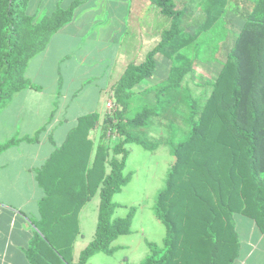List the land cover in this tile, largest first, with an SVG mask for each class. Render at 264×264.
Returning a JSON list of instances; mask_svg holds the SVG:
<instances>
[{
	"label": "trees",
	"instance_id": "16d2710c",
	"mask_svg": "<svg viewBox=\"0 0 264 264\" xmlns=\"http://www.w3.org/2000/svg\"><path fill=\"white\" fill-rule=\"evenodd\" d=\"M150 1L165 18L167 28L144 59L129 62L111 85L120 108L103 115L96 139L90 132L99 116L79 117L63 144L37 172L44 196L26 250L30 264H89L93 255H111L119 249L112 242L130 232L135 212L132 206L125 216L113 217L118 206L113 195L132 176L124 172L128 145L153 151L160 144L132 130L147 127L149 119L162 116L163 94L188 81L196 56L184 65L171 66L172 74L156 89L153 104L132 109L134 89L152 79L159 56L170 58L177 49L211 31L225 11L238 17L242 26L214 79L197 85L201 94L193 95L186 87L190 132L186 139L171 144L174 160L153 205L165 235L161 245L147 242L150 254L138 264H237L234 216L251 219L264 232V0H199L205 19L190 31L185 30L182 11L173 0ZM80 2L59 4L36 17L27 12L29 0H0V108L19 90L35 87L24 76L28 60L72 20ZM176 56L182 58L181 53ZM17 142L15 138L1 144L0 152ZM96 193L94 234L73 263L77 215Z\"/></svg>",
	"mask_w": 264,
	"mask_h": 264
},
{
	"label": "crops",
	"instance_id": "0c3cea01",
	"mask_svg": "<svg viewBox=\"0 0 264 264\" xmlns=\"http://www.w3.org/2000/svg\"><path fill=\"white\" fill-rule=\"evenodd\" d=\"M70 1L62 5V0H29L27 12L40 17L59 4L67 6ZM123 1L126 6L121 17L113 23L112 35L105 33L108 32L106 26H103L105 14L93 17L84 15L85 18L82 14V19H77L76 9L87 3V0H81L72 20L53 33L45 48L28 60L24 76L35 87L19 90L0 108V145L11 139H18L17 143L0 152V264H30L26 250L36 231L32 221L40 217L38 203L44 196L36 181L38 170L51 153L63 144L79 117L90 113L99 116L90 132L93 139L97 138L105 114V97L111 85L120 77L129 62H140L144 59L145 53L150 50L147 45L152 41L156 45L159 41V30L151 31L145 24L141 26V30L146 32L137 33L133 39L127 36L128 18L132 13L130 0ZM137 87L134 89L133 99L144 96L141 95L143 92L137 93ZM157 118L149 119L147 127L151 122H158ZM26 137L30 140H26ZM112 199L114 201V197ZM85 204L76 219L78 233L72 245L73 263L86 246L81 245L83 248L76 249L77 243L84 237L82 219ZM153 205L152 202L148 207L151 222L146 234L136 229L132 220L130 232L116 238L112 245L127 251L132 243H120L118 240L136 233H139L141 240L138 239L137 243L156 244L158 238L151 236L154 230L163 235V241L165 228L155 219ZM115 213L116 209L113 217H121ZM237 216L241 220L247 218L240 214L234 217ZM96 219L97 214L93 219L94 224ZM247 220L252 223V228H257L251 219ZM245 227L250 230L249 225ZM257 230L258 238L256 241L247 239V251L243 257L238 258L237 264H257L254 261L247 262L250 253L257 248L258 241L264 240V232L258 228ZM144 255V258L148 255L146 250Z\"/></svg>",
	"mask_w": 264,
	"mask_h": 264
},
{
	"label": "rangeland",
	"instance_id": "374dc122",
	"mask_svg": "<svg viewBox=\"0 0 264 264\" xmlns=\"http://www.w3.org/2000/svg\"><path fill=\"white\" fill-rule=\"evenodd\" d=\"M70 0H62V5L67 4ZM177 10L182 11L183 21H185V30H192L204 22V14L202 7L198 6L199 0H173ZM34 4L31 5L33 11ZM126 6L123 0H87L84 6L76 9L77 19L83 14L88 17L105 14V23L103 26L108 30L106 34L113 35V23L121 17ZM127 36L135 37L137 33L143 34L145 30H141L143 24L146 28L159 30L158 40L161 39L162 30L167 28L164 23L165 18L161 16L156 6L151 4L150 0H130ZM206 5H203V8ZM45 14V12L43 13ZM42 14V15H43ZM133 16V17H132ZM117 17V18H115ZM130 17H132L130 19ZM220 20L215 23L211 31L203 32L198 38L184 48L177 49L174 56L164 58L159 56L157 58L158 68L154 72L152 79L141 83L137 87V93H142L143 98H134L132 100V109L137 105L153 104L156 89L160 83L171 76V66L174 63L182 64L186 61L196 60L193 63L192 71L189 73V79L185 84L179 88L170 89L166 91L164 97L165 104L162 106V116L158 117V122H151L148 127H139L133 129V134L139 135L143 139H158L160 144L153 151H147L137 144H129V155L126 160L124 172H132L129 182L121 188V190L114 194V201L120 204L116 208V216H125L130 207H135L133 226L146 234L147 227H150L151 215L148 212L149 205L156 199L159 190L165 186L167 173L172 164L174 157L171 153V144H176L187 138L190 132L188 117L190 114V106L186 98V87H188L193 95L201 94V88L198 87L202 82L212 81L217 74L228 49L230 48L233 39L237 35L242 26V21L236 17L232 12L225 11ZM82 19V17H81ZM98 28V27H96ZM103 28V29H105ZM126 35V34H125ZM210 37V38H209ZM157 40V41H158ZM155 46L153 41L147 45V49ZM197 50H199L197 52ZM181 53L182 58L176 55ZM148 140V139H147ZM99 197L94 194L87 200L84 209V219H82V227L84 237L77 243L76 249H81L93 237L95 225L94 218L97 214ZM154 215V214H153ZM155 217V216H154ZM156 219V218H155ZM240 216L234 217L235 231L238 236L239 246L238 258L243 257L247 251V239L251 238L256 241L259 236L257 228H252V223L247 220H241ZM97 220V219H96ZM247 223V224H245ZM249 223V224H248ZM249 225V229L245 227ZM153 238H158L157 245L162 243L161 233L152 231ZM139 233L130 234L129 236L119 238L120 243H132L129 250L122 251L118 249L113 254L106 255L99 253L93 255L90 259L91 264H138L144 258L145 250L150 254V249L147 244L140 242ZM141 241V240H140ZM134 242V243H133ZM138 244V245H136ZM254 261L257 264H264V240L258 241L257 248L250 253L249 261Z\"/></svg>",
	"mask_w": 264,
	"mask_h": 264
},
{
	"label": "built area",
	"instance_id": "2783aa9c",
	"mask_svg": "<svg viewBox=\"0 0 264 264\" xmlns=\"http://www.w3.org/2000/svg\"><path fill=\"white\" fill-rule=\"evenodd\" d=\"M120 107L115 103L111 90H109L105 97V114H113L115 110H118ZM107 136L114 138L113 134L110 131L107 132Z\"/></svg>",
	"mask_w": 264,
	"mask_h": 264
}]
</instances>
